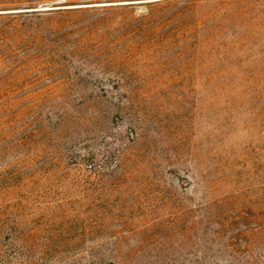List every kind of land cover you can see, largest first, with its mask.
I'll return each instance as SVG.
<instances>
[{
	"label": "rangeland",
	"instance_id": "374dc122",
	"mask_svg": "<svg viewBox=\"0 0 264 264\" xmlns=\"http://www.w3.org/2000/svg\"><path fill=\"white\" fill-rule=\"evenodd\" d=\"M0 264H264V0H0Z\"/></svg>",
	"mask_w": 264,
	"mask_h": 264
},
{
	"label": "water",
	"instance_id": "95a60500",
	"mask_svg": "<svg viewBox=\"0 0 264 264\" xmlns=\"http://www.w3.org/2000/svg\"><path fill=\"white\" fill-rule=\"evenodd\" d=\"M155 1H159V0H155Z\"/></svg>",
	"mask_w": 264,
	"mask_h": 264
}]
</instances>
